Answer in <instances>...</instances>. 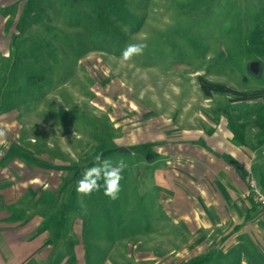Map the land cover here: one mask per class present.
I'll use <instances>...</instances> for the list:
<instances>
[{
    "label": "rangeland",
    "instance_id": "rangeland-1",
    "mask_svg": "<svg viewBox=\"0 0 264 264\" xmlns=\"http://www.w3.org/2000/svg\"><path fill=\"white\" fill-rule=\"evenodd\" d=\"M10 1L0 0L13 29L0 45L8 52L0 69L4 84L19 91L22 132L32 135L22 142L32 150L22 157L32 167L23 178L36 176L35 192L22 199L35 195L42 216L63 219L70 232L63 239L82 243L83 257L97 263L116 247L118 258L131 254L145 243L136 240L178 247L163 183L169 167L158 149L164 136L173 148L182 128L204 129L227 112L255 126L253 113L231 106L264 101V0ZM130 43L146 48L121 63ZM99 153L126 164L116 200L75 190ZM185 255L170 252L158 262ZM220 261L215 254L202 264Z\"/></svg>",
    "mask_w": 264,
    "mask_h": 264
},
{
    "label": "crops",
    "instance_id": "crops-1",
    "mask_svg": "<svg viewBox=\"0 0 264 264\" xmlns=\"http://www.w3.org/2000/svg\"><path fill=\"white\" fill-rule=\"evenodd\" d=\"M0 5V45L6 47V33L11 36L13 29L6 28L7 3ZM6 55L7 49H0V57ZM4 75L0 69V129L5 131L0 138V264L165 263L164 256L170 252L186 253L182 260L207 254L205 262L218 254L220 264H264V211L252 198L253 186L264 193V136L257 135L256 125L248 127L234 118L242 124L239 143L232 140L225 115L209 118L204 129L182 128V140L172 142L173 148L170 138L164 136L158 152L169 167L163 183L170 192L167 200L174 208L170 217L180 245L166 247L161 241L136 240L145 243L131 254L118 258L120 249L116 247L97 263L83 257L82 243L70 245L63 239L70 233L64 231L63 219L42 216V210L36 208L42 202L35 195L22 199L26 190L35 192L36 176L23 178L32 167L22 164L23 155L32 154L30 146L22 142L32 135L22 132L23 119L15 104L19 91L4 84ZM146 155L148 162L157 161H150L155 153ZM22 204L28 207L23 210ZM129 247L133 246L126 245L127 252Z\"/></svg>",
    "mask_w": 264,
    "mask_h": 264
},
{
    "label": "clouds",
    "instance_id": "clouds-1",
    "mask_svg": "<svg viewBox=\"0 0 264 264\" xmlns=\"http://www.w3.org/2000/svg\"><path fill=\"white\" fill-rule=\"evenodd\" d=\"M125 32L127 28L123 29ZM146 48L143 43H130L121 51L119 60L121 63L131 61L134 56L141 55ZM75 135V133H73ZM5 136V131L0 129V138ZM126 168L125 162L121 159L113 162L105 158L103 153L94 155L93 166L86 168L81 178L76 182V192L85 196L93 192L103 190V195L110 200H116L121 191L122 172Z\"/></svg>",
    "mask_w": 264,
    "mask_h": 264
},
{
    "label": "trees",
    "instance_id": "trees-1",
    "mask_svg": "<svg viewBox=\"0 0 264 264\" xmlns=\"http://www.w3.org/2000/svg\"><path fill=\"white\" fill-rule=\"evenodd\" d=\"M231 107L233 109H239L243 107L245 112L253 113V122L257 127V135L264 136V101H258L254 104H241V106L232 104ZM225 116L227 118V126L233 132L232 140L235 143L241 142L242 138L239 128L242 126V124L240 122H237V120H234V118L228 112L225 114ZM206 257L207 254L192 255L175 264H201L206 259Z\"/></svg>",
    "mask_w": 264,
    "mask_h": 264
},
{
    "label": "built area",
    "instance_id": "built-area-1",
    "mask_svg": "<svg viewBox=\"0 0 264 264\" xmlns=\"http://www.w3.org/2000/svg\"><path fill=\"white\" fill-rule=\"evenodd\" d=\"M252 191L254 201L264 211V193L258 190L255 186L252 187Z\"/></svg>",
    "mask_w": 264,
    "mask_h": 264
},
{
    "label": "water",
    "instance_id": "water-1",
    "mask_svg": "<svg viewBox=\"0 0 264 264\" xmlns=\"http://www.w3.org/2000/svg\"><path fill=\"white\" fill-rule=\"evenodd\" d=\"M248 68L252 73H256L258 70V61L257 60H252L248 64Z\"/></svg>",
    "mask_w": 264,
    "mask_h": 264
}]
</instances>
